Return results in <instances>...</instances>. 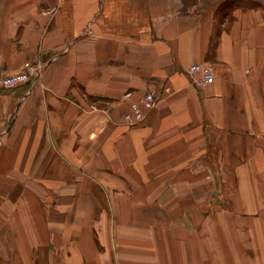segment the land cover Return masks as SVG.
I'll return each mask as SVG.
<instances>
[{"label":"crops","instance_id":"1","mask_svg":"<svg viewBox=\"0 0 264 264\" xmlns=\"http://www.w3.org/2000/svg\"><path fill=\"white\" fill-rule=\"evenodd\" d=\"M26 63L0 90V264H264V0H0V73Z\"/></svg>","mask_w":264,"mask_h":264},{"label":"built area","instance_id":"2","mask_svg":"<svg viewBox=\"0 0 264 264\" xmlns=\"http://www.w3.org/2000/svg\"><path fill=\"white\" fill-rule=\"evenodd\" d=\"M41 67H32L29 63H26L25 67L16 73H0V90L12 89L24 82L32 86L40 75ZM187 73L191 77V82L198 87L213 82L215 78L214 67L210 62L192 64L188 67ZM165 92L169 93L170 89L166 88ZM159 99L160 96L157 95L156 91L151 90L146 92L141 100L131 102L129 111L124 116L125 123L133 125L142 121L146 113L155 107Z\"/></svg>","mask_w":264,"mask_h":264}]
</instances>
